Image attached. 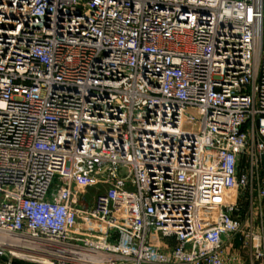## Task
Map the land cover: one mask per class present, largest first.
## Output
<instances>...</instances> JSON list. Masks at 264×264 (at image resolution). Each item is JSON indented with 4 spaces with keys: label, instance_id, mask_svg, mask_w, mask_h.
<instances>
[{
    "label": "built area",
    "instance_id": "2783aa9c",
    "mask_svg": "<svg viewBox=\"0 0 264 264\" xmlns=\"http://www.w3.org/2000/svg\"><path fill=\"white\" fill-rule=\"evenodd\" d=\"M236 236L264 264V0H0V264Z\"/></svg>",
    "mask_w": 264,
    "mask_h": 264
},
{
    "label": "crops",
    "instance_id": "0c3cea01",
    "mask_svg": "<svg viewBox=\"0 0 264 264\" xmlns=\"http://www.w3.org/2000/svg\"><path fill=\"white\" fill-rule=\"evenodd\" d=\"M223 255L235 264H254L251 262L248 247L243 244L240 236H236L234 240L224 246Z\"/></svg>",
    "mask_w": 264,
    "mask_h": 264
},
{
    "label": "rangeland",
    "instance_id": "374dc122",
    "mask_svg": "<svg viewBox=\"0 0 264 264\" xmlns=\"http://www.w3.org/2000/svg\"><path fill=\"white\" fill-rule=\"evenodd\" d=\"M57 184H58V180H57V178L55 177V178L53 179V182H52V185H51L50 190H52L53 188H55ZM91 190H93V189H91ZM93 194H94V193H91V192H90V197H93ZM87 196H88V195H87ZM88 197H89V196H88ZM22 264H23V263H22Z\"/></svg>",
    "mask_w": 264,
    "mask_h": 264
},
{
    "label": "trees",
    "instance_id": "16d2710c",
    "mask_svg": "<svg viewBox=\"0 0 264 264\" xmlns=\"http://www.w3.org/2000/svg\"><path fill=\"white\" fill-rule=\"evenodd\" d=\"M15 264H20L19 262H15Z\"/></svg>",
    "mask_w": 264,
    "mask_h": 264
}]
</instances>
